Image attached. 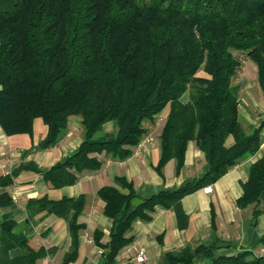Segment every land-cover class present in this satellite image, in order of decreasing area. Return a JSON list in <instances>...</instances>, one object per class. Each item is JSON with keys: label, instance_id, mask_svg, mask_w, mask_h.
<instances>
[{"label": "trees", "instance_id": "trees-1", "mask_svg": "<svg viewBox=\"0 0 264 264\" xmlns=\"http://www.w3.org/2000/svg\"><path fill=\"white\" fill-rule=\"evenodd\" d=\"M236 54L257 66L264 95V0H0V126L8 136L32 135L41 118L48 134L36 147H55L72 117L80 119L83 142L76 153L47 170L29 162L0 177L12 186L25 170L43 176L55 189L75 185L85 171H98L105 154L124 161L147 134L146 123L169 108L160 134L157 171L175 160L184 167L188 144L205 154L208 170L176 190L141 198L125 176L104 186L98 197L112 220L109 241L96 230L95 244L105 264H117L137 220H151L161 206L174 211L179 229L188 227L182 200L215 184L261 147L262 123L246 130L234 81L241 68ZM188 102H183L185 94ZM111 124L112 132L105 127ZM232 136L235 143L226 146ZM264 159L253 164L237 205H254L253 222L264 208ZM86 197L47 196L30 200L28 219L56 215L69 222L72 248L62 264L78 257L79 222ZM12 195L0 193V264H37L48 252L30 239L8 210ZM40 217V218H42ZM39 218V219H40ZM264 247V236L261 239ZM25 254L14 255L15 250ZM166 264H264V254L220 253V247L197 244L166 254Z\"/></svg>", "mask_w": 264, "mask_h": 264}, {"label": "crops", "instance_id": "crops-1", "mask_svg": "<svg viewBox=\"0 0 264 264\" xmlns=\"http://www.w3.org/2000/svg\"><path fill=\"white\" fill-rule=\"evenodd\" d=\"M252 71L248 73L244 68L234 81V85L238 87L240 118L246 130L264 123V95L258 84V73L255 75L254 70ZM189 98L190 95L185 94L182 100L188 102ZM168 114L169 108L164 110L154 124H145L146 137L133 149L132 156L124 161H117L105 154L101 155L99 158L103 162L102 168L83 172L75 185L55 189L44 181L42 175L25 170L12 186L0 188V193L7 190L12 195L14 205L8 211L22 226L30 239L31 248H44L48 252L37 264H62L65 255L72 248V238L69 222L54 214L38 216L35 221L26 222L27 204L30 200L47 196L58 201L84 195L86 202L79 222L85 224L86 229L80 233L78 257L70 264H105L103 250L94 241L95 231L100 230L104 233L103 243H107L112 229V220L104 214L105 203L98 197V191L102 187L115 185V177L125 176L134 184L141 198H149L161 191L176 190L207 172L205 154L195 142L188 144L184 167L180 172L177 171L175 160L166 164L162 174L157 171L161 157L160 134ZM48 131V126L41 118L34 121L32 135L8 136L0 126V177L11 174L15 168L29 162L47 170L76 153L83 142L80 119L72 117L66 133L55 147L44 151L36 150ZM105 131L112 132V125L108 124ZM234 143V138L230 136L226 146L232 147ZM261 159H264V126L261 130V147L257 153L243 159L211 185V192H206L204 187L182 200V207L189 217L187 228L179 229L173 210L156 207L150 214L151 220L135 221L128 233L132 242L121 250L117 264H137L135 257L140 250L148 255L146 264H166L167 253L201 243L219 246L220 253L234 254L247 250L257 255L264 254V247L261 245L264 213L260 214L254 224V205L245 209L237 205L238 199L243 195V185L249 179L251 166ZM260 208H264V193L260 198ZM13 254H25V251L18 249ZM198 264L209 263L199 261Z\"/></svg>", "mask_w": 264, "mask_h": 264}, {"label": "rangeland", "instance_id": "rangeland-1", "mask_svg": "<svg viewBox=\"0 0 264 264\" xmlns=\"http://www.w3.org/2000/svg\"><path fill=\"white\" fill-rule=\"evenodd\" d=\"M236 55H237V58L241 61V68H240L237 78H239L240 72H242L244 68L247 70L248 73H252L253 72L252 70H254L255 75H257V72H256L257 66L252 60L248 59V57L245 54H236ZM207 263L210 264V262L208 261Z\"/></svg>", "mask_w": 264, "mask_h": 264}, {"label": "built area", "instance_id": "built-area-1", "mask_svg": "<svg viewBox=\"0 0 264 264\" xmlns=\"http://www.w3.org/2000/svg\"><path fill=\"white\" fill-rule=\"evenodd\" d=\"M205 191L206 192H211L212 191V186H207L205 187ZM148 255L145 251L140 250L136 257H135V261L137 264H146L148 262Z\"/></svg>", "mask_w": 264, "mask_h": 264}]
</instances>
